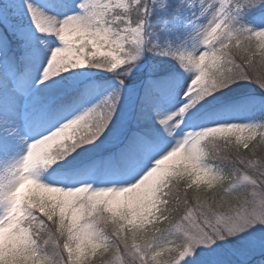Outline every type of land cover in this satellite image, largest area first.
Returning <instances> with one entry per match:
<instances>
[{
	"label": "snow or ice",
	"instance_id": "snow-or-ice-1",
	"mask_svg": "<svg viewBox=\"0 0 264 264\" xmlns=\"http://www.w3.org/2000/svg\"><path fill=\"white\" fill-rule=\"evenodd\" d=\"M0 264H264V0H0Z\"/></svg>",
	"mask_w": 264,
	"mask_h": 264
}]
</instances>
